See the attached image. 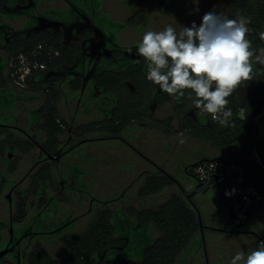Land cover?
<instances>
[{
  "label": "flooded vegetation",
  "instance_id": "1",
  "mask_svg": "<svg viewBox=\"0 0 264 264\" xmlns=\"http://www.w3.org/2000/svg\"><path fill=\"white\" fill-rule=\"evenodd\" d=\"M124 1L131 5L130 0ZM137 2L138 6L121 21L104 8L105 0H0V82H4L0 83V264H73L70 258L76 253L69 242L89 237L88 229L101 212L109 210V218L114 217L118 208L96 203L93 196L89 197L85 209L58 201L61 198L72 200L65 192L84 193L77 187L80 182L77 164L62 170L67 175L61 174L59 178L70 179L66 185L56 182L53 177L59 164H63L80 144L98 140V135L93 134L104 130L106 137L124 140L120 133L112 134L100 128V121L114 111L116 98L114 92H107L99 82L101 74L126 70L134 65H142L147 76V62L137 51L139 40L120 41L122 30L147 19L146 6L142 0ZM142 8L144 20L129 24V16ZM35 37H41V40L31 50L40 44L41 48H53L57 53L60 49L47 41L49 37H55L62 48L74 50L73 59L37 69L18 84L10 73L9 62L14 57H8L7 48H17L21 43L32 45ZM41 71L46 72L43 86L27 89L28 81L35 79ZM121 83L139 98L137 88L129 79L122 78ZM51 87L58 89L56 122L62 129L55 143L49 140L43 127L46 104L52 96ZM143 87L141 94L147 103V111L142 119L147 114L153 117V104L164 103L158 101L162 93L158 85L153 84L148 89ZM37 100V104L26 105L22 115L16 109L17 103ZM80 106L84 109L85 119L90 112L94 113L85 122L78 121ZM173 107L175 109V103ZM63 109L72 119L63 116ZM196 111L193 105L185 114L197 121L206 118L198 119ZM179 114L183 121L184 113ZM82 124L92 128L81 133ZM57 189L60 191L53 193ZM228 221L229 217L226 223ZM244 225L235 228L237 231H226L244 232ZM109 249L102 252L96 249L89 257L96 262L110 260L113 256Z\"/></svg>",
  "mask_w": 264,
  "mask_h": 264
},
{
  "label": "trees",
  "instance_id": "2",
  "mask_svg": "<svg viewBox=\"0 0 264 264\" xmlns=\"http://www.w3.org/2000/svg\"><path fill=\"white\" fill-rule=\"evenodd\" d=\"M228 3L226 10L217 13H223L230 19H235L238 15L251 17L252 23L248 25L251 31L246 34V38L252 41V46L258 53L259 49L264 48V37L261 36V29L264 25V0H228ZM142 4L145 6L151 4L161 13L169 15L174 14L177 10L175 0H142ZM144 18L143 8L138 9L136 13L134 12L129 16L128 23L131 25L137 24ZM39 40H41V37H35L32 45L21 43L17 48H7L6 54L8 57L11 55L14 58L19 52L28 54L31 52V47ZM47 41L50 45L58 47L60 50L55 53L56 50L53 48L42 47L39 49L38 61H44L46 66L51 67L60 62L73 59L74 50L62 48L55 37H49ZM45 74L46 72L41 71L35 79L28 81L27 89L41 88ZM122 78L129 79L137 88L140 94L138 99L121 83ZM0 83L3 84L4 82ZM99 84L105 87L107 92H114L116 98V106L111 116L100 121L101 129H105L112 134H118L131 119H142L147 111V103L141 91H143V86L148 89L153 85L152 82L147 80L142 70V65H134L126 70L101 74ZM248 85L255 87L247 95L242 98L238 95H233L229 98L227 108L232 110L233 115L227 126H221L212 119L211 115L206 116L203 119L205 122L201 123V120L197 121L192 116L185 114L186 109L194 105L187 94L177 100L162 91L158 101H175L176 111L184 113L182 128L190 135L210 141L219 148L236 145L239 150V156L233 158V160L243 163L245 180L248 183L255 184L264 192V162L259 158L253 157V152L259 148L257 117L264 109V77L254 78L248 82ZM121 89L125 92L124 94H122ZM50 90H52V96H50L46 104L43 127L48 134L49 140L55 143L57 134L62 129L56 122L57 109L55 101L58 97V89L51 87ZM171 122V116H167L158 119L156 125L165 132L170 133L172 131ZM81 126V133L92 128L90 125L85 124ZM208 158L224 157L212 155L199 160ZM186 172L191 174L187 170ZM172 180H174V177L168 174L149 175L139 188V193L141 195L156 193L171 183ZM218 184H220V179L217 181L211 179L207 183L199 182L197 183V191L208 189ZM219 190L222 202L228 207V188L224 184ZM189 199L191 200V198ZM192 203L196 210L189 206L183 197L172 194L155 208L135 209L129 206L126 212L118 208L113 218H109L110 211L105 210L100 213L94 225L89 227V237L84 236L82 241L69 242L73 252L76 253V255L73 253L74 256L70 259L71 261L73 260V264H120L127 261H140L148 264H172L177 254L187 245L197 228L204 226L199 216L198 206L193 201ZM151 225H154L161 232L160 236L155 237L153 235ZM230 229L237 231L228 221L224 225L223 230ZM95 230L98 231L97 234ZM245 232L252 233L253 230H245ZM256 235L255 233V237ZM96 249L100 252L106 249L111 250L113 258L107 261H94L89 257V254Z\"/></svg>",
  "mask_w": 264,
  "mask_h": 264
},
{
  "label": "rangeland",
  "instance_id": "3",
  "mask_svg": "<svg viewBox=\"0 0 264 264\" xmlns=\"http://www.w3.org/2000/svg\"><path fill=\"white\" fill-rule=\"evenodd\" d=\"M131 5L126 4L124 0H105L106 10L110 11L118 20L124 21L132 10L138 6L137 0H130ZM177 10L174 14H164L155 9L151 4L145 8L147 10V19L143 23H139L134 27H127L120 33V41L122 43H131L134 40H141L146 30L161 31L166 25H172L177 32L181 30V26L191 27L195 22L199 26L202 17L206 12L215 10L216 12L226 10L228 8V0H175ZM264 33V25L261 29ZM258 54V53H257ZM259 67V66H258ZM255 86L246 85L237 88V95L241 98L249 93ZM122 94L125 92L121 89ZM185 94L189 96V91ZM194 98V96H193ZM177 102V101H176ZM39 101L17 103V111L20 115L24 114L26 105L37 104ZM175 101L168 100L162 105L153 104V117L145 116L141 120L133 119L128 125L120 131V139L114 137H106V132L100 131L98 140L88 141L80 144L71 152L63 164H59L58 172L54 174V180L58 183L65 184L69 178L64 179L59 176L63 173V169L77 164L79 168V186L84 193L65 194L70 195L69 198L58 199L63 204L70 205L74 203L78 209H85L90 201L89 197H94V202L111 204L114 208H122L127 210L129 206L135 209L155 208L159 203L163 202L173 193L180 192L175 182L164 186L161 190L152 194L141 195L139 188L143 185L145 179L153 174H172L177 177L179 183L193 187L195 179L184 171L183 164L193 157L201 154L210 155L214 153L224 156H239V150L236 145L225 148L216 147L210 141L199 139L185 132L182 128V118L175 111L173 104ZM186 108V107H184ZM151 109V108H150ZM63 116L72 119L71 114L62 110ZM78 121L85 122L91 118L90 112L88 118L85 119L84 109L78 108ZM171 116L172 131L165 132L157 127L156 119ZM156 117V118H155ZM75 118L74 120H76ZM183 133V137L179 134ZM89 136H92L89 133ZM185 138V142L181 144L179 139ZM257 139L259 148L253 152L254 158H259L264 162V109L257 117ZM236 152V154H235ZM236 155H238L236 157ZM24 159H28L25 157ZM62 171V173H61ZM224 179H220V184L213 186L220 188L224 185ZM68 185V184H67ZM60 190H53V193ZM216 191L210 190L208 193L194 195L193 201L197 203L199 216L203 222V236L205 253L197 254L195 249L192 254H196L197 262L195 264H230L232 257L239 251H244L247 255L255 250L254 242H250L251 238L255 240V233L260 228L264 220V206L254 212L255 221H246L244 227L247 229L248 224H254L252 233H243V236H237L231 233L213 232L208 224L211 221L223 224L226 215L225 205L215 195ZM89 195V196H88ZM88 196V198H87ZM99 198V200H97ZM247 225V226H246ZM249 229V231L251 230ZM251 230V231H252ZM155 231H157L155 229ZM154 234H158V231ZM155 236V235H154ZM211 239H207L208 237Z\"/></svg>",
  "mask_w": 264,
  "mask_h": 264
},
{
  "label": "clouds",
  "instance_id": "4",
  "mask_svg": "<svg viewBox=\"0 0 264 264\" xmlns=\"http://www.w3.org/2000/svg\"><path fill=\"white\" fill-rule=\"evenodd\" d=\"M251 23V17L230 19L212 10L199 26L193 22L179 32L170 24L161 31L146 30L137 51L147 62V80L177 100L189 91L198 119L211 115L227 126L233 115L229 98L238 87L264 77V48L257 54L246 38ZM230 264H264V242L247 255L237 252Z\"/></svg>",
  "mask_w": 264,
  "mask_h": 264
},
{
  "label": "built area",
  "instance_id": "5",
  "mask_svg": "<svg viewBox=\"0 0 264 264\" xmlns=\"http://www.w3.org/2000/svg\"><path fill=\"white\" fill-rule=\"evenodd\" d=\"M41 45L38 44L30 53L19 52L9 62L13 80L22 84L24 80L37 70L45 68L44 61H38ZM199 182L207 183L218 175L223 178L229 192V221L234 228L242 226L248 221L255 210L264 205V192L255 184L245 180V169L242 162L227 158H208L198 160L186 166ZM264 242V221L257 231L254 246L255 250L259 244ZM120 264H148L140 261H127Z\"/></svg>",
  "mask_w": 264,
  "mask_h": 264
},
{
  "label": "crops",
  "instance_id": "6",
  "mask_svg": "<svg viewBox=\"0 0 264 264\" xmlns=\"http://www.w3.org/2000/svg\"><path fill=\"white\" fill-rule=\"evenodd\" d=\"M129 123H127L126 125H128ZM235 154H236V152H235ZM212 155L222 156V157L227 158V159H233L234 158V155L224 156V155L218 154V153H214V154H210V155L201 154V155H199L197 157H193L189 161L185 162L183 164L184 171L186 172V166L187 165H189V164H191L193 162L198 161L200 158L210 157ZM237 156L238 155H236V157ZM186 173L189 174L188 172H186ZM160 174H163V173H160ZM153 175H158V174H153ZM168 175H172V174H168ZM189 175H191L195 179V182H194V186L193 187H191V186L188 187V185H186L184 183H182V184L179 183L178 180H177V177H175L174 175H172L174 177V180H172L171 183L175 182V184H177V186L180 189L179 190L180 192L173 193V194H177V195L183 197L186 200L187 204L189 206H191L194 210H196V209L193 206V203H192L193 199L192 198L196 194H198V195H201L203 193L206 194V193H208V191L214 190V191H216L215 195H217L219 197L220 201L222 202V200H221V193H220V190L218 188L210 187L208 189H205L203 192H199V191H197V183H199V181L192 174H189ZM186 193H189V195H187ZM189 198H191L192 201ZM193 202L197 205V203L195 201H193ZM263 206L258 207L255 210V212L258 211ZM225 207H226L225 208L226 215L224 216V223L223 224L222 223L221 224H218V223H215L216 221H212V222L210 221L209 224H208V227L213 232H216V233H219V234L224 232V233L235 234L237 236H243L244 235L243 233H245V231L244 232H240V233H235V232H227L226 230L221 229L222 227H224V225L226 224V221L228 220V217H229L228 207L226 205H225ZM254 217H255V214H253L252 217H251V220L250 219L249 220L251 222L252 221H255ZM253 226H254V224H252V225L251 224L250 225L248 224L246 231H249V229L253 228ZM202 228L203 227H201V226H199L197 228V230L194 232V234L192 235V237L189 239L187 245L177 254V256L175 258V261L172 264H195L197 262V260H196L197 257H196V254L195 255L192 254V250L193 249H195V253H196V250H197V254L198 253H201L202 254L203 252L205 253L204 236H203ZM155 229L158 231V234L157 235L154 234L155 232H157V231H155ZM151 231H152L153 235H155V237H158L161 234V232L154 225H151ZM257 231H258V229H257ZM246 233H249V232H246ZM207 239L209 240V239H211V237L209 236ZM250 242H252V243L254 242L252 238H251Z\"/></svg>",
  "mask_w": 264,
  "mask_h": 264
},
{
  "label": "water",
  "instance_id": "7",
  "mask_svg": "<svg viewBox=\"0 0 264 264\" xmlns=\"http://www.w3.org/2000/svg\"><path fill=\"white\" fill-rule=\"evenodd\" d=\"M218 178H219V176H218V175H216V176H215V181H217V180H218ZM221 229H224V227H222ZM230 231H233V229H230ZM0 255H1V253H0Z\"/></svg>",
  "mask_w": 264,
  "mask_h": 264
}]
</instances>
